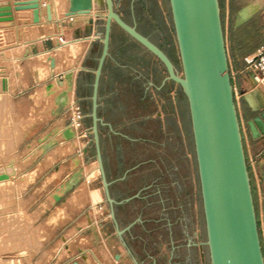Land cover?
<instances>
[{"label": "crops", "instance_id": "crops-1", "mask_svg": "<svg viewBox=\"0 0 264 264\" xmlns=\"http://www.w3.org/2000/svg\"><path fill=\"white\" fill-rule=\"evenodd\" d=\"M10 1L14 8L15 0ZM69 4L65 0L60 13L51 7V22L43 9L35 35H41L47 27L53 34L37 36L26 43L19 59L21 76L13 89V96L25 102L22 114L14 105L17 118L22 125L29 124L21 132L22 142L29 148L37 142H48L43 145L47 153L58 152L70 142L63 137L68 129L70 103L81 107L85 127H92V96L103 52L100 36L105 32V20L98 19L102 12L95 9L90 15L71 20L65 15ZM114 4L127 24L176 63L172 52L178 46L169 0H114ZM222 20L230 71L237 74V84L244 93L243 140L249 157L262 147V141L253 138L247 121L264 114V85L254 84L251 74L244 71L243 58L254 54L264 43V0H223ZM10 23L17 25L16 18ZM60 37L71 44L61 45ZM77 40L86 41L87 45L76 60L72 42ZM63 49L70 52L66 58L59 54ZM55 52L58 59L51 57ZM52 58L55 68L51 67ZM66 59L76 60L71 80L65 78ZM47 74L50 75L46 77ZM57 80L64 86L49 100L39 104L32 100L33 94ZM173 85L164 65L113 23L98 88V117L103 165L111 183V197L119 203L116 217L124 233L121 239L111 219L95 144L91 141L84 147L81 164L66 172L65 182L57 179L49 187L54 201L51 208L66 205L64 201L74 206L71 212L66 210L64 228L74 233L50 235L48 244L57 243L54 240L59 237L63 249L45 264H209L208 252L191 235L194 188L200 192L199 179L196 161L193 166L188 157L189 153L194 154V144L190 119L185 116V96L179 88L173 100ZM255 91L251 101L248 95ZM61 171L58 167L56 174ZM195 175L198 186L191 181ZM250 177L264 250V160L259 163L256 176L250 172ZM55 195H61V199L57 201ZM75 206L80 207L76 210Z\"/></svg>", "mask_w": 264, "mask_h": 264}, {"label": "water", "instance_id": "water-1", "mask_svg": "<svg viewBox=\"0 0 264 264\" xmlns=\"http://www.w3.org/2000/svg\"><path fill=\"white\" fill-rule=\"evenodd\" d=\"M180 68L149 39L127 24L115 9L114 0H70L66 17L101 11L105 32L103 52L96 70L92 96V136L110 216L122 239L116 217L119 204L111 197L100 148L98 88L108 57L112 24L115 23L152 53L165 67L168 80L177 84L188 104L197 164L209 264H264L250 172L241 121L234 98L220 0H169ZM38 0H15L14 10L32 9L39 23ZM13 8L0 7V22L12 21ZM47 17L52 21L50 6ZM92 24V22H91ZM67 77H71L70 74ZM60 82V80H59ZM248 99V98H247ZM254 139L264 135V114L248 119ZM64 138L71 140L70 129ZM61 197H57L59 201ZM74 264H79L75 262ZM139 264V263H136Z\"/></svg>", "mask_w": 264, "mask_h": 264}, {"label": "rangeland", "instance_id": "rangeland-1", "mask_svg": "<svg viewBox=\"0 0 264 264\" xmlns=\"http://www.w3.org/2000/svg\"><path fill=\"white\" fill-rule=\"evenodd\" d=\"M11 32L8 31L4 35L3 40H0V76L9 78L11 81L10 94L2 95V99L7 101L6 104H1L2 100L0 101V168L4 170L7 168L13 169V171H8V174L0 175V264H45L53 259L56 251L61 253L63 249V244L59 237L54 240L57 243L48 244L50 235L53 237L57 235L56 233H74L72 230L66 232L64 229L68 219L66 210L70 209L71 212L74 206L70 204L71 202L66 203L64 201L66 205H58V207L54 206L51 208V204L54 201L51 198L49 187L57 179L65 182L64 176L66 172L81 164L80 162L84 157L85 143L74 136L73 139L67 140L70 142L58 152L47 153L44 151L43 145L48 144V142H37L30 148L26 147V144L22 142L21 132L24 133L29 124H21L22 121L17 118L16 107L14 106L16 104L22 114L21 108L25 105V102L13 96V89L18 83L22 72V65L19 59L23 56L24 46L30 39L37 38V36H49V34H53V30L47 27L41 35H35V32H31V30H20L18 37L15 34L16 30ZM172 54L176 57L175 64L180 68L178 48H175ZM51 57L59 58L56 52ZM4 74L7 76H3ZM48 75L50 74H47L46 77ZM57 84H59L58 81H54L51 84L52 88H57ZM46 88L47 86L42 90ZM178 89L179 86L174 83L170 94L173 100L176 99ZM36 93L33 94L32 100L39 104L42 99H38ZM183 101L185 116L189 121L186 98ZM67 116L69 126V110H67ZM188 131L190 132V126ZM91 140L93 141V136ZM188 157L194 166L196 161L195 153H189ZM78 159L79 163L76 162ZM58 167H61L62 171L56 174ZM65 168H68V170ZM15 169L17 170L16 172ZM27 171H32L33 173ZM191 181L198 186L196 175L192 177ZM194 192V199L197 203L198 187L194 188ZM66 194L67 192L64 195ZM47 199L50 200L47 201ZM79 207L75 206V209L77 210ZM196 208L197 210L194 213L193 207L192 217L193 221H195L194 230L200 228L202 240L205 242L206 233L203 210L201 215L198 212V203ZM56 210L59 211L57 216H55ZM77 230H80V226ZM191 235L193 236V233ZM44 251L48 254L43 255Z\"/></svg>", "mask_w": 264, "mask_h": 264}, {"label": "bare ground", "instance_id": "bare-ground-1", "mask_svg": "<svg viewBox=\"0 0 264 264\" xmlns=\"http://www.w3.org/2000/svg\"><path fill=\"white\" fill-rule=\"evenodd\" d=\"M38 1L40 3V6H39L40 21H39V23L42 20L41 19V17H42L41 13H42L43 9L46 8V12H47V6H50L51 13H53L51 7L56 8L58 13H60L63 10L64 2H65V0H38ZM10 2H11L10 0H0V7L10 5ZM69 2H70V0H68V4H69ZM12 12H13L12 21L16 18L17 25H13L12 23H10L12 21H1L0 22V40H3L4 35L6 33H8V31L11 32V31L16 30L15 34H16L17 37L19 36V31L20 30H26V31L27 30L28 31L31 30V32H36L35 28L37 27V25L39 23H35L34 22V14H33V10L32 9H19V10H14V11L12 10ZM67 12L68 11H66V13ZM66 13H65V15H66ZM52 17H53V15H52ZM75 17H77V16H75ZM69 18H73V17H69ZM47 20H48V17H47ZM48 22H51V21L48 20ZM41 26H43V25H41ZM8 36H10V35H8ZM70 44L71 43H68V42L63 43V45H65V46L66 45H70ZM86 45H87V42L86 41H82V40H77V41L72 42V51H73V55L76 57V60L83 53L84 49L86 48ZM69 53H70L69 49L59 50V54L63 58H66L67 55H69ZM76 60L66 59L67 73L65 74V78L68 79V80H71V78H72V70L71 69L74 67ZM51 67L55 68V59L54 58H52ZM69 74H70L71 77H67V75H69ZM57 81L59 83V84H57V88H52V85L50 84V85L47 86L48 89L46 88L45 90H41V91H38L36 93V95L38 96L37 98L40 99V100L41 99L42 100L48 99L49 97L53 96L56 93L57 90L59 91L60 88L63 87L64 83L62 81L59 82V80H57ZM261 85H264V84H261ZM10 91H11V81H10V79L0 76V101L2 100L1 104H6V102H7L6 100L2 99L3 98L2 95L10 94ZM255 94H256V91H255L254 94H249L248 98L252 101V97ZM54 98L55 97H52V99H54ZM44 102H45V100H44ZM68 129H70V128H68ZM70 130L72 131V129H70ZM72 133H73V138H74V132L72 131ZM63 137H64V134H63ZM66 140H68V139H66ZM12 166L15 168L14 165H12ZM7 167H10V166H7ZM8 171H13V169L12 168H7L6 170H4V169L0 168V175H4L5 173L8 174ZM16 171L17 170L15 169V172ZM9 174H10V172H9ZM8 183H10V182H8ZM57 197H61V195H55L54 199H56ZM89 222H90V220L88 221V223Z\"/></svg>", "mask_w": 264, "mask_h": 264}, {"label": "built area", "instance_id": "built-area-1", "mask_svg": "<svg viewBox=\"0 0 264 264\" xmlns=\"http://www.w3.org/2000/svg\"><path fill=\"white\" fill-rule=\"evenodd\" d=\"M70 19L73 20V18ZM59 42L65 43L67 41L63 37H60ZM243 62L244 71L251 74L254 84L256 86L264 84V43L258 48V50L254 54L245 56L243 58ZM230 74L232 78L234 98L236 101L237 110L241 121L242 134L245 135L246 129L245 124L243 123V117L241 112V100L244 93L240 91L239 86L237 84V74L233 71H230ZM68 110L70 112L68 128L72 129L75 138H78L85 143V147L92 141V129L85 127V114L76 102L70 103ZM259 139L262 141L261 149L254 155H250L249 157L246 156L249 172H253L255 176L259 163L264 160V135H262ZM192 239L200 248L204 249L205 242L202 240L200 228H198V230H194Z\"/></svg>", "mask_w": 264, "mask_h": 264}, {"label": "flooded vegetation", "instance_id": "flooded-vegetation-1", "mask_svg": "<svg viewBox=\"0 0 264 264\" xmlns=\"http://www.w3.org/2000/svg\"><path fill=\"white\" fill-rule=\"evenodd\" d=\"M198 195V212H199V214H201L202 215V204H201V195H200V192L198 191V193H197ZM194 205H193V207H194V213H195V210H197V208H196V205H197V203H196V200L194 199ZM194 223H195V221H194ZM193 228V229H192ZM191 230H193V231H191V233H194V225H192V227H191Z\"/></svg>", "mask_w": 264, "mask_h": 264}, {"label": "trees", "instance_id": "trees-1", "mask_svg": "<svg viewBox=\"0 0 264 264\" xmlns=\"http://www.w3.org/2000/svg\"><path fill=\"white\" fill-rule=\"evenodd\" d=\"M220 5H221V10L223 11V3H222V0H220ZM253 196H254V193H253ZM255 207H256V201H255ZM256 212H257V207H256ZM259 231H260V226H259ZM260 236H261V232H260ZM261 242H262V238H261ZM263 254H264V250H263Z\"/></svg>", "mask_w": 264, "mask_h": 264}]
</instances>
